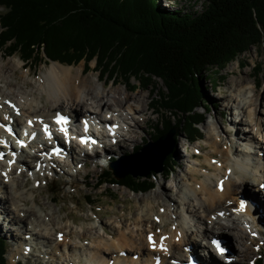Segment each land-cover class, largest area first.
<instances>
[{
    "label": "bare ground",
    "instance_id": "bare-ground-1",
    "mask_svg": "<svg viewBox=\"0 0 264 264\" xmlns=\"http://www.w3.org/2000/svg\"><path fill=\"white\" fill-rule=\"evenodd\" d=\"M19 65L20 62L18 60H13L9 69L5 64H0V82L3 83V85L0 84V97L3 98L0 101L1 140L3 136L11 134L12 131L16 132L19 126H21L23 129L29 130V135H35V138L29 141V145L33 148L41 147L48 153L50 150L49 145L41 146L37 144L43 141L51 144L49 140L55 137L54 135H50V133L60 132L59 128L63 124L57 122V117L59 113L66 112L73 115L83 113L82 117H97L105 123L111 122L110 124L119 131L115 136L119 138L117 147L123 142L124 144L126 143L125 146L129 143H136L138 138L136 135L137 129L142 126V120L138 115L145 110V107L141 103L144 98L138 96L133 101L130 100L131 98L126 90H120L118 93L121 94L122 99L113 97L110 99L111 92L106 89V82L103 83L96 77L85 75L84 68L74 69L71 66H65L58 62H53L48 71L41 74L33 82L29 80L30 73H25L22 76V83L20 84L17 75ZM239 82H235L229 90L220 95L222 98L229 100L228 98L232 95V92L238 90L239 95L236 97L237 106L241 107V109L245 108L246 114L241 119L234 118L235 125H238L237 128L241 129L239 122L245 120L247 125L256 126L257 131L261 133V126L258 122L259 117L256 116L257 110H247L245 107L247 103L255 105L256 101L253 102L249 98V95L247 96L248 91L246 89L248 88H245L247 85L245 83H240L239 85ZM29 86H32L31 89H26ZM253 86L256 87V84ZM13 88L14 90L17 89L18 94L13 95L12 98H7L6 94H15L14 92H17L12 91ZM22 94L27 96V98L30 97L29 100L24 101ZM36 103H43V106L38 107ZM254 109H256V106ZM100 114L103 117L100 118ZM9 123L12 124V130L6 132L5 127ZM45 126H47V130H45ZM248 131V133L238 136L240 138L237 141L238 145L230 142L228 151L222 148L224 143L221 139H218V135L213 130L209 132L207 144L212 150L210 154H206L205 162L200 165V167L210 170L207 176L199 181L198 177L201 175V170H198L194 166L190 172L194 182L192 187L187 186V188H184V186H179L177 196H172V198H167L164 194L157 193V205L165 209L164 213L160 212L161 220L159 219V222L163 228L161 231L155 232L154 230L158 221L153 218L154 214L152 213L157 206L150 202L145 204L141 212L130 218L131 221L136 223L139 231L149 228L148 233L146 232L143 235L145 239L143 246L141 245L143 242L139 243L133 237L134 229H131L129 233L120 231V237L114 239L113 236L111 237L112 241L105 238L103 234L110 233V231H107V224L111 225L112 222L110 223L109 220L103 221L98 213L96 216L102 220L101 228L104 233L102 235L97 232L87 234V232H92L95 229V225L85 226L83 231L72 230V228L68 229V226L59 227L56 224H60V219H63L62 217H59L60 219L57 218L54 215L53 209L50 210V215L46 213L42 214L43 211L41 209H36L33 206L24 208L20 203L12 201L18 199L19 201H24L26 204L29 196H22L18 193L2 196L5 200L11 199L13 202L9 206L10 209L4 207L1 213H5L9 209L13 214L10 216V222L19 225L15 229L17 230L16 237L20 238L28 232L30 233L29 241H32L34 244L36 243V247H32L33 250L31 251V249H25V242L22 243L19 240L16 252L11 254L12 260L14 259L17 262L18 259L16 257H28V254H33L34 250H40L41 244L49 241H57L58 245L64 246L66 252L73 249V254L78 255L77 257H82L84 252H89L88 259L93 264H114L115 262H110L111 257L108 258V255H105L106 252L111 256L113 252L138 249H145L146 251L144 262L139 264H188L186 257L190 254L196 255L205 264H240L242 260L253 258L255 251L251 250L249 245L259 242L258 240L256 241L255 237H252V234L257 233L259 236V234L263 233L262 230L260 232L259 227L264 226V215H262V221L259 214L255 213L254 216L252 215L251 211L254 210V203H251V200L257 201L261 207H264V197L255 193L256 189L251 188L252 190L249 191L248 185L254 186L255 183H258V185L264 183V173H259L261 171L259 170V165L264 164V157L259 150L247 148L246 144L248 141H252L253 136L250 134L251 129H248ZM142 136L141 138H143ZM23 139L22 137L16 138L13 145L4 144L2 143L3 141H0V176H2L0 191L5 186L14 189L13 182L9 179V176L13 173H18L15 181L19 188L28 185L31 178L37 179L36 173L33 171L31 165H29V161L31 162L32 159H35L37 162L35 167L39 164L41 165L40 169L44 167V161L40 159L41 155H37V152L30 154L27 152V146L21 147L20 141ZM240 145L243 146L240 147ZM212 153L221 155L220 157H214ZM194 154L198 156V152L193 148L192 156H195ZM231 156H236V158H231ZM70 158L77 160L76 158L78 157L72 154ZM213 159L216 161H212ZM77 162L81 163V160H77ZM29 171H31V174L28 173ZM213 177L216 179L215 187L212 186ZM32 199L33 204H40V202H37L36 197ZM242 200H247L246 207H241ZM243 202L245 203V201ZM40 205L42 208L44 207V203ZM38 213H40L39 217H42V223L35 221V218H31L32 215L35 216ZM117 215L121 218V215L119 216L118 213ZM123 216L127 219L124 213ZM169 216L175 218L174 223L170 221ZM119 218H115V220L119 221ZM23 221H26V224H21ZM146 224L148 228H145ZM48 225H51V227H48ZM65 228L66 230H64ZM111 228L113 226H110ZM23 229L25 232H22ZM52 230L54 231L51 232ZM58 230L60 234L54 236ZM8 231H11V228ZM215 231L216 233L219 232V236L214 238L226 239L225 242L220 244V247L227 249V251L223 253L218 252V254H223L224 261L222 262L220 261L221 256H219L220 259H217L214 258L215 256L212 257L213 254H202V252H210L212 248L210 245H213L211 241L214 239L213 235ZM233 231L238 233H233ZM109 235L112 236L111 234ZM150 236L153 240L152 243L155 245L156 250L153 249L154 251L149 249L153 246L148 241ZM262 236H264V233ZM71 237H73V241L75 238L81 240L88 238L91 239V242L88 246H80L77 252L75 248L77 244L71 241ZM75 243L77 242L75 241ZM233 243L241 244L245 247V249L240 250L242 253H238L237 256L233 255ZM185 247L186 250L184 249ZM25 251H28V254H24ZM183 251H186V253L182 254ZM112 258L114 257L112 256ZM114 260H116V264H119L121 260L123 261L122 264H130L129 262H125V259H119L118 257H115Z\"/></svg>",
    "mask_w": 264,
    "mask_h": 264
},
{
    "label": "rangeland",
    "instance_id": "rangeland-1",
    "mask_svg": "<svg viewBox=\"0 0 264 264\" xmlns=\"http://www.w3.org/2000/svg\"><path fill=\"white\" fill-rule=\"evenodd\" d=\"M205 3L206 0H161L160 2L161 6L166 9L174 10L175 8H177L186 12H200L203 9V5ZM3 11L4 8H0V14L3 13ZM13 60H18L20 62V67H18L17 69V75L20 84L22 83V76L25 73H30L29 80L33 82L36 80V78L40 77L41 74L46 73L53 62L60 63L59 61H50L48 59H45L42 63L34 64L33 62V64H28L25 63V61L19 54L15 53L11 56H7L6 53L0 50L1 65L5 64L9 69V67L12 65ZM60 64L71 66L74 69L84 68L85 75L96 77L103 83L106 82V89L111 92L110 99H112V97L116 99H122L121 94L118 93L120 90H126L129 94V97L131 98H129L130 100L134 101L138 96L144 98L143 102L141 103L145 107V110L138 115V117L142 120V126L141 128L137 129L136 135L138 136V138L135 144L129 143L125 146L126 143L124 144L123 142L119 147L111 145L108 146L104 151L97 152L94 156H81V152L78 154L73 151L75 149L74 147L72 150V148H70V146L68 145H66V147L63 146L65 150L71 152L74 156L84 157L83 160L81 158H76L77 160H81V163L77 162V160L75 159L73 160L67 155L66 157H60V161L53 162L52 164L44 162L43 169H40L39 165H37L38 167H35L37 162L35 161V159H32L31 162L29 161V165H31L33 171L36 173L37 179L31 178L28 185L23 188H19L16 184L15 180L18 176V173H13L9 176L10 181L13 182L14 189H10V187L5 186L3 187L2 191H0V232L2 237H4L5 243L7 245L6 264H93L88 259L89 252H84L82 257H77L78 255L73 254V249H70L68 250V252H66L64 246L58 245L57 241H49L41 244V249L34 250L33 254H28V251H25L24 254L27 253L28 257H16V259H18L17 262L14 259L12 260L11 254L16 252L19 240L22 243L25 242V249H31L32 251L33 248L36 247V243L34 244L32 241H29L30 233L27 232L20 238L16 237L17 230L15 229H17L16 227H18L19 225L17 223L10 222V216H12L13 214L10 212L9 206H11L13 202L20 203L24 208H30L31 206H33L36 209H41L43 211L42 214L46 213L47 215H50V210L53 209L54 215L57 218L62 217L63 219L61 220L59 218L60 224H56L59 227L68 226V229L72 228V230L83 231L85 226L88 227L90 225H95V229L92 230V232H87V234L97 232L102 235L104 233L101 228L102 220L96 216L98 213L103 221L109 220L110 223L112 222L111 225L107 224V231H110L109 234H111L112 236L104 233L103 236L105 238L112 241L113 239H111V237L114 236V239L120 237V231L129 233L131 229H134L133 237L136 238L137 242H143L141 244L143 246V244L145 243L143 235L149 230V228L146 224L145 228L148 229L139 231L136 223L134 221H131L130 218L134 215L136 216L137 213L141 212L142 208L145 207V204L150 202L158 208L157 209L155 207L154 212L152 211V214H154L153 218L158 221V224L156 225L154 230L155 232H158L163 229L161 227L159 219L161 220L160 212L164 213L165 209L157 205V193H162L165 195V197L172 198V196H177L176 194L178 193L179 186H184V188H187V186L192 187L194 182L190 172L194 166L198 170H201V175L198 177L199 181L203 180L205 176H207L210 170L202 168L200 167V165L201 163L205 162L206 154H210L212 150V148L207 144V135L210 131L213 130V132L218 135V139H221L224 143L222 148L228 151V145H230V142L238 145L237 141H239L240 139L238 138V136L248 133V129H251L250 134L253 135L252 141H248L246 146L247 148L252 150H259L261 155L264 157V45L251 47L248 51L239 55L234 61L230 62L224 69L213 67L207 69L203 73L201 81L204 88V93L201 94V99L198 102L199 106L197 107V113L201 114V116L205 118L204 122L199 125L203 133L202 137L194 141L188 138L185 133L182 132L179 139L177 140L179 151L177 152V150L173 148V150L168 154L170 155L173 152V155L175 156V162H168V165L170 166L168 170H165V168H163V170L160 172L152 171L154 186H152L147 192L138 193H134L129 188L120 185H111L104 183L103 185L99 186L98 181L100 178V174L108 168V165L112 159L116 158L119 161L122 160V158L126 155L133 154L136 148H143L144 138L149 139L150 141L156 134L161 131L160 127H158L160 118L157 114H155L156 110L155 108H152V103L155 102L154 100L156 97L158 98L160 91L163 92L167 97L168 91L165 88L163 81L155 76H148L142 73H139V79H137L136 77H130L129 74H126V72L124 71L117 72L116 70L113 71L115 73V76L113 75L114 79H111V73L105 74L103 76L97 70L96 59L91 60L89 63L81 60L79 63L74 64ZM235 82H239V85L240 83H245L247 85L245 88H248L246 89V91H248L247 96L249 95V98L252 99L253 102L256 101L255 105L253 104L254 106L247 103L245 107L247 108V110H257L256 116L259 117L258 122L261 126V133L257 131L256 126L255 128L253 126L247 125L245 123V120H241L239 122V126H241V129L237 128L238 125H235L234 118L241 119L243 118V115L246 114L245 108L241 109V107L237 106L238 103L236 97L237 95H239V91L234 90V92H232V95L228 98L229 100L221 97V95L226 90H229ZM0 84L3 85L2 82H0ZM254 84H256V87L253 86ZM31 87L32 86H29L26 89L29 90L31 89ZM155 88L158 89L155 90ZM12 91H17V89L14 90L13 88ZM14 93L15 94L10 93L11 95L6 94L8 96L7 98H12L13 95L18 94V91ZM29 98H27V96L25 95L22 96V99L24 101L29 100ZM1 100H3V98L0 97V101ZM162 103L163 106L167 108H174V113H177L180 117L186 114L180 111L182 109L177 108V105L174 102H169L166 99L162 102L159 98V102L157 103V105H162ZM36 105L38 107H42L43 103H36ZM255 106L256 109H254ZM167 115L171 114H169L168 112ZM82 116L83 113L76 115V117L79 118V121ZM173 120L177 121L178 116L173 118ZM183 123L186 124V121H183ZM154 127H156V129ZM141 136L143 138H141ZM242 146L243 145H240V147ZM193 148L198 152V156L195 155L196 153L194 154L195 156H192ZM212 155L214 157H220L221 154L212 153ZM252 155L253 157H255L254 154ZM231 158H236V156H231ZM83 161H85V163ZM212 161L216 160L213 159ZM259 167V170H261L259 173L261 174L262 172L263 174L264 164L259 165ZM172 169L174 170L172 171ZM30 172L31 171H29L28 173L31 174ZM139 177L143 176H137L135 177V179ZM0 180H2V176H0ZM212 180V186L215 187V177H213ZM248 186L249 191H251L252 189H256L255 193H257L261 197H264V188H262V183L260 185H258V183H255L254 186H252L251 184ZM15 193H18L22 196H29L28 202L25 204L24 201H19L18 199H14L12 200V202L11 199L5 200L2 197L8 194L15 195ZM33 197H36L37 202H40V204L44 203V207L42 208L39 203L33 204ZM242 201H245V203L243 202V205L244 207H246V203H248L247 200ZM252 202L254 203V210L251 211L252 215L254 216L255 213L257 215L259 214L262 221V215H264V207H261V205L253 199L251 200V203ZM4 207H7L9 209L7 210V208H5V210L7 211H5V213H1V210L4 209ZM117 213L119 214V216L121 215V218L118 217ZM123 213L125 214L127 219L124 218ZM39 214L40 213L36 214L37 216H33L31 214L32 217H30L32 219L35 218V221L42 223V217H39ZM115 218H119V221L115 220ZM169 219L172 223H174V217L169 216ZM122 221H124L125 224ZM21 224H26V221H23V223ZM118 225L122 227L120 228ZM110 226H113V228L110 229ZM48 227H51V225H48ZM10 228L11 231H8L10 230ZM259 228L260 232L262 230V232L264 233V226L262 225ZM64 230H66V228ZM53 231L54 230H52L51 232ZM141 231L143 234L141 233ZM22 232H25V230L23 229ZM233 233L238 232L233 231ZM263 233L259 234L258 237H256L257 233L252 234V237H255L256 241H259L254 245H249V248L255 251V256L253 258L242 260L240 264H252V261H258L260 258H263L264 263V236H262ZM55 234L56 235L54 236H57L58 234H60V231H56ZM216 236H219V232L216 233L215 231L213 238ZM71 241L74 244H77V247L75 248L78 252L80 246H88V244H90L91 242V239L85 238L81 240L75 238L73 241V237H71ZM75 241L77 243H75ZM206 241H208V239H206ZM150 243H152V241H150ZM211 244H213V242H211ZM55 245H57V247H55ZM210 246L212 248L210 252H208L211 253V255L213 254L212 257L215 256L214 258L220 259L219 256H221L222 258L220 259V261H224V257L222 255L216 254L217 250L214 249L215 247L213 245ZM149 249L151 251H154L153 249H155V246H152V248ZM184 249L186 250V247ZM242 249H245V247L241 244L238 245L237 243H233L232 250L234 256H237L238 253H242L240 252V250ZM185 253L186 251L182 252V254ZM105 255H108V258L111 257L110 262H115L114 264H116V260H114L115 257H118L119 259H125V262H129L130 264H139L141 262H144V259L146 258V251L145 249L131 251L123 250L120 252H113V255L111 256L106 252ZM112 256L114 258H112ZM186 259L190 261V255L187 256ZM122 263L123 261L121 260L119 264Z\"/></svg>",
    "mask_w": 264,
    "mask_h": 264
},
{
    "label": "trees",
    "instance_id": "trees-1",
    "mask_svg": "<svg viewBox=\"0 0 264 264\" xmlns=\"http://www.w3.org/2000/svg\"><path fill=\"white\" fill-rule=\"evenodd\" d=\"M160 2L0 0L4 8L0 50L7 56L19 54L28 64L45 59L65 64L96 59L97 70L103 76L111 73V79L114 70L137 79L139 73L161 79L168 95L160 91L152 103L161 131L151 140L176 129L174 149L178 152L182 132L194 141L203 134L199 125L205 118L197 113L204 93L203 73L213 67L224 69L251 47L264 45V0H206L200 12L166 9ZM159 98L176 103L187 115L180 117L174 108L157 105ZM148 141L144 138V145ZM174 157L173 152L166 157L165 170L169 161L175 162ZM111 162L100 174L99 186L120 185L134 193L154 186L152 171L136 179L130 174L117 177ZM6 254L0 232V264L7 263ZM256 264H263V258Z\"/></svg>",
    "mask_w": 264,
    "mask_h": 264
},
{
    "label": "water",
    "instance_id": "water-1",
    "mask_svg": "<svg viewBox=\"0 0 264 264\" xmlns=\"http://www.w3.org/2000/svg\"><path fill=\"white\" fill-rule=\"evenodd\" d=\"M175 135L176 129H171L157 140L148 141L140 151L112 162L111 169L116 172L117 177L127 174L134 177L146 176L151 171H162L166 156L175 146Z\"/></svg>",
    "mask_w": 264,
    "mask_h": 264
},
{
    "label": "snow or ice",
    "instance_id": "snow-or-ice-1",
    "mask_svg": "<svg viewBox=\"0 0 264 264\" xmlns=\"http://www.w3.org/2000/svg\"><path fill=\"white\" fill-rule=\"evenodd\" d=\"M13 107H14V105H13ZM57 122L58 123H66V118L65 117H63V116H58L57 117ZM29 123H31V122H29ZM9 131H11V129H8ZM45 130H47V126H45ZM81 142L82 143H86L87 142V140L85 139V138H81ZM93 143L95 142V141H92ZM21 144H22V146H23V142H20ZM244 205H243V201L241 202V207H243ZM151 236L149 237V240L151 241ZM213 244L214 245H216V247H217V249L221 252V253H223L224 252V249L222 248V247H220V245H219V243L217 242V241H213ZM153 246H155L154 245V243H153Z\"/></svg>",
    "mask_w": 264,
    "mask_h": 264
}]
</instances>
